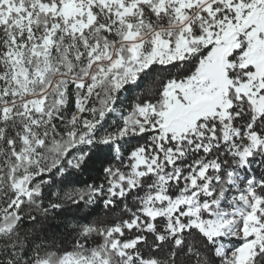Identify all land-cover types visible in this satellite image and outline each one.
Here are the masks:
<instances>
[{"label": "trees", "instance_id": "1", "mask_svg": "<svg viewBox=\"0 0 264 264\" xmlns=\"http://www.w3.org/2000/svg\"><path fill=\"white\" fill-rule=\"evenodd\" d=\"M114 1L109 9L93 3L91 24L74 31L60 13L63 0H0V264H63L67 257L92 264H233L227 253L245 240L209 238L186 216L150 219L141 210L161 179L173 194L205 187L199 204L209 205L200 210L208 217L229 207L239 178L264 203V110L258 114L230 87L225 117L202 118L179 140H157L159 130L137 122L140 110H151L147 121L158 128L165 87L190 78L211 45L152 62L127 81L108 66L89 76L94 60L128 33L164 29L166 36L177 21L171 0ZM133 3L132 14L119 15V4ZM194 11L188 30L173 31L171 45L179 36L197 45L234 18L220 0ZM252 136L260 142L255 148ZM138 150L150 172L135 169ZM245 264H264V238Z\"/></svg>", "mask_w": 264, "mask_h": 264}, {"label": "rangeland", "instance_id": "2", "mask_svg": "<svg viewBox=\"0 0 264 264\" xmlns=\"http://www.w3.org/2000/svg\"><path fill=\"white\" fill-rule=\"evenodd\" d=\"M137 1L148 0L133 2ZM215 1L217 0H171L177 21L170 28V35L162 34L164 29L141 36L134 32L128 33L111 53L101 55L91 64L89 76L96 66H108L114 77L122 82L131 79L137 70H142L152 62L176 61L196 48L211 45L190 78L169 83L165 87L164 110L159 113L158 128L147 121V115L151 116L152 111L145 108L140 110L137 122L149 126L148 130H159L155 135L157 140H166L168 135L173 140H179L193 129L198 120L215 115L225 117L230 106L227 99L230 87L236 93L246 95L258 114L264 110V0H220L230 6L233 20L218 26L216 31L209 32L205 39L197 40V45L183 36H179L176 44L171 45L173 31L188 30L189 15L194 10L195 14L202 8H209ZM93 3L109 9L116 1L63 0L60 13L65 20L73 21L71 27L74 31H81L94 19L90 10ZM134 4L127 7L119 4V15L132 14ZM18 8L21 12L24 11ZM49 9L54 8L51 6ZM231 71L236 74L234 78L230 77ZM240 75L245 76V80L235 84ZM251 140V148L260 143L254 136ZM141 152L138 150L133 155L136 160L135 169L147 166L150 172L151 165L145 161ZM247 153L245 151L242 156ZM205 171L206 167H203L198 171V176L202 177ZM136 174L140 176L144 173L137 171ZM165 182L164 179L158 181L156 193L144 200L142 215L152 219L158 216L176 217L177 213L179 216H186L190 225L209 238L231 235L245 240L241 247L227 253L233 264H245L254 256L264 238V203L256 199L251 189L245 186L248 182L239 178V186L230 192L229 207L217 208L211 217L200 214L201 209L209 210L207 203L199 204V193L207 194L205 187L200 192L181 191L173 194L165 190ZM129 246L131 244H126L122 249ZM63 264L92 263L89 260L67 257Z\"/></svg>", "mask_w": 264, "mask_h": 264}]
</instances>
